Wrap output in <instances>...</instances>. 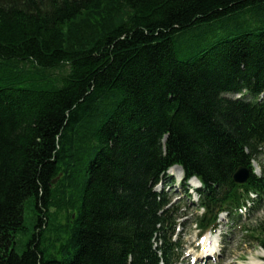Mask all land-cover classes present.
<instances>
[{"label": "trees", "instance_id": "16d2710c", "mask_svg": "<svg viewBox=\"0 0 264 264\" xmlns=\"http://www.w3.org/2000/svg\"><path fill=\"white\" fill-rule=\"evenodd\" d=\"M254 159L264 0H0V264H178L154 187L180 166L214 231L264 202Z\"/></svg>", "mask_w": 264, "mask_h": 264}, {"label": "rangeland", "instance_id": "374dc122", "mask_svg": "<svg viewBox=\"0 0 264 264\" xmlns=\"http://www.w3.org/2000/svg\"><path fill=\"white\" fill-rule=\"evenodd\" d=\"M260 167H264V159H254L255 174H261ZM175 171L178 172V168L167 171L154 189L164 191L170 199L169 205H173L177 211V227L173 239L176 237L179 240L182 250L178 264H253V260L264 259V249L251 237V229L264 218V202L257 207H253L250 202V212L243 209L234 217L225 212L220 213L216 233L207 232L202 238H197L194 218L201 213L197 207V182L194 179L185 182L183 174L180 178ZM25 217L26 225L31 226L33 219L29 209H26ZM204 239H207L206 249L202 248L205 245Z\"/></svg>", "mask_w": 264, "mask_h": 264}, {"label": "water", "instance_id": "95a60500", "mask_svg": "<svg viewBox=\"0 0 264 264\" xmlns=\"http://www.w3.org/2000/svg\"><path fill=\"white\" fill-rule=\"evenodd\" d=\"M176 167H179V166L176 165ZM249 177H250V172L245 167H239L233 174V180L234 182L238 184L245 183Z\"/></svg>", "mask_w": 264, "mask_h": 264}, {"label": "bare ground", "instance_id": "6f19581e", "mask_svg": "<svg viewBox=\"0 0 264 264\" xmlns=\"http://www.w3.org/2000/svg\"><path fill=\"white\" fill-rule=\"evenodd\" d=\"M174 168V166L173 167H171V168H169V172H171L172 171V169ZM175 172H177V171H175ZM174 174V173H173ZM178 177H180V175H179V172H177V174H176ZM210 236V235H209ZM209 238H211V237H209ZM206 240L207 239H205V241H204V243L206 242ZM202 243V242H201ZM203 247V249H206V243H205V245H202ZM208 250V249H207ZM259 254V253H258ZM259 256H260V254H259ZM254 259V258H253ZM254 262H253V264H264V259H259V260H253ZM252 264V263H251Z\"/></svg>", "mask_w": 264, "mask_h": 264}]
</instances>
